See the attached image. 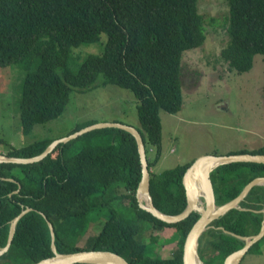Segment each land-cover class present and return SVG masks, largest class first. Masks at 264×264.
Listing matches in <instances>:
<instances>
[{
  "label": "trees",
  "instance_id": "trees-1",
  "mask_svg": "<svg viewBox=\"0 0 264 264\" xmlns=\"http://www.w3.org/2000/svg\"><path fill=\"white\" fill-rule=\"evenodd\" d=\"M224 3L227 41L218 59L230 71L247 73L256 55L264 58V0ZM101 32L107 35L102 55H88L76 70L70 69L71 50L98 40ZM203 41L197 0H0V67L20 63L26 72L18 103L22 131L58 118L71 90L92 89L99 77L102 84L128 90L138 100V122L146 133L147 147L139 131L149 194L154 207L169 215L186 207L182 177L191 162L159 173L150 170L160 157L159 112L176 114L181 109V67L186 54L198 50ZM100 133L109 139L84 141L74 153L66 154V148L78 138ZM52 142H34L1 154L29 158L44 152ZM151 149L153 158L147 157ZM250 154L264 155V146ZM260 176H264L263 163L216 166L209 173L215 204L236 198ZM140 179L135 138L113 128L59 142L37 162H0V249L7 244L11 220L30 208L17 221L0 264H35L54 257L48 221L54 227L58 254L106 251L121 256L127 264H183L184 240L198 213L191 211L175 223L154 217L138 205ZM118 199L114 207L112 202ZM124 205L130 215L121 210ZM239 206L213 220L197 238L202 264L234 262L245 246V240L236 235L260 231L264 184L254 186ZM92 223L99 229L84 247L78 246ZM169 227L174 230L168 238L153 233ZM145 231H149L147 237ZM169 240L175 244L171 255L156 254V248L170 244ZM206 242L209 251L203 255ZM263 242L264 236L247 254L258 253Z\"/></svg>",
  "mask_w": 264,
  "mask_h": 264
},
{
  "label": "rangeland",
  "instance_id": "rangeland-1",
  "mask_svg": "<svg viewBox=\"0 0 264 264\" xmlns=\"http://www.w3.org/2000/svg\"><path fill=\"white\" fill-rule=\"evenodd\" d=\"M197 6L202 17L204 41L198 50L186 54L182 64L181 109L176 114L159 112L161 150L158 161L150 169L154 173L178 164L192 163L201 155L251 153L264 146V58L256 55L253 68L247 73L230 71L218 59V53L227 41L224 0H197ZM106 39L105 32H101L98 40L72 49L70 69L76 70L88 55H102ZM25 74L20 63L0 67V156L10 148L20 149L34 142L55 141L78 132V129L102 123L121 124L141 131L146 140V133L138 122V100L126 89L102 84L101 77L92 89H72L58 118L34 124L29 132H23L18 103ZM108 139L109 135L105 133L82 136L66 148V154L74 153L84 141ZM145 145L148 146L147 140ZM153 156L151 149L147 157ZM119 201L112 202L114 207ZM198 201L202 203L201 196ZM126 207L124 205L121 210L130 215ZM98 229L96 224H90L78 246L84 247L87 239ZM173 230L169 227L153 233L159 232L168 238ZM148 233L145 231V237ZM169 242L157 247L155 253L162 257L171 255L175 244L173 240ZM208 251L206 242L202 254ZM241 264H264V242L258 253L249 252Z\"/></svg>",
  "mask_w": 264,
  "mask_h": 264
},
{
  "label": "water",
  "instance_id": "water-1",
  "mask_svg": "<svg viewBox=\"0 0 264 264\" xmlns=\"http://www.w3.org/2000/svg\"><path fill=\"white\" fill-rule=\"evenodd\" d=\"M106 128H113L123 130L126 133H130L133 138L136 140L137 150L139 153L140 163H141V179L138 183L136 189V198L138 201V205L140 208L148 211L154 217L165 221L167 223H175L184 218H186L191 211H196L198 213L197 219L191 225L189 232L184 240L183 245V255H182V263L183 264H202V261L199 259L197 254L196 246H198V240L201 233L207 229L210 223L224 215L227 211L234 208H240V202L246 197L248 192L257 185L264 184V176L256 177L252 181H250L242 190V192L234 199L217 206L215 204L214 193L211 181L209 179V173L213 168L220 164H227L233 162H254V163H263L264 164V155H254L250 153H234L228 155H214V154H206L198 156L194 159V161L186 168L183 177L182 184L185 189L186 194V207L178 214L169 215L160 212L157 210L153 203L151 196L149 194V172L147 166L146 153L144 148V142L139 131L116 123H102V124H94L88 127H85L78 132L67 136L65 138H61L55 140L50 144L44 152L39 155H35L29 158L22 157H5L0 156V162H12V163H31L37 162L44 159L49 153H51L55 147L59 144V142L69 141L73 138L79 137L83 134L94 130H101ZM199 175V183L201 186V197L202 203L201 206L199 203L195 202L192 198L190 192H192L191 180L193 175ZM145 192L148 197L147 205L143 204L139 199V193ZM198 204V205H197ZM30 210L29 207L23 209L18 215H16L10 222L9 232L7 237V244L4 248L0 249V256L4 254L9 246L11 245L12 238L14 235L15 225L20 217ZM262 213V222L260 226V231L251 236H239L237 237L245 240L244 248L238 253L234 262H224V264H241L244 256L250 250V248L257 244L259 240L264 236V206L261 209ZM49 227L51 229L52 234V250L54 253V257L49 258L47 260H43L39 263L35 264H127L125 260L121 258V256L116 255L111 252L106 251H82L71 254H58L54 242H55V232L53 224L48 221ZM195 255L197 258V263L193 262L192 255ZM55 261V262H54ZM54 262V263H53Z\"/></svg>",
  "mask_w": 264,
  "mask_h": 264
},
{
  "label": "bare ground",
  "instance_id": "bare-ground-1",
  "mask_svg": "<svg viewBox=\"0 0 264 264\" xmlns=\"http://www.w3.org/2000/svg\"><path fill=\"white\" fill-rule=\"evenodd\" d=\"M191 185H192V192H190V193L192 195V198L195 200L196 203L197 202L199 203L198 200H199V197L201 195V186L199 183V175L198 174L192 176ZM139 199L142 201L143 204L147 205L148 197H147V194L145 192L139 193ZM199 205L201 206L200 203H199ZM192 259H193L194 263H197V258L194 254L192 255Z\"/></svg>",
  "mask_w": 264,
  "mask_h": 264
},
{
  "label": "flooded vegetation",
  "instance_id": "flooded-vegetation-1",
  "mask_svg": "<svg viewBox=\"0 0 264 264\" xmlns=\"http://www.w3.org/2000/svg\"><path fill=\"white\" fill-rule=\"evenodd\" d=\"M196 247H198V246H196Z\"/></svg>",
  "mask_w": 264,
  "mask_h": 264
},
{
  "label": "crops",
  "instance_id": "crops-1",
  "mask_svg": "<svg viewBox=\"0 0 264 264\" xmlns=\"http://www.w3.org/2000/svg\"><path fill=\"white\" fill-rule=\"evenodd\" d=\"M242 263V262H241Z\"/></svg>",
  "mask_w": 264,
  "mask_h": 264
}]
</instances>
